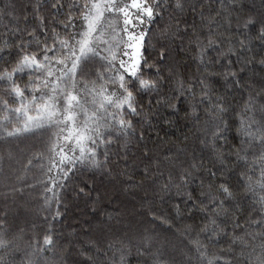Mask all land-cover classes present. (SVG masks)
<instances>
[{"label":"snow or ice","instance_id":"1","mask_svg":"<svg viewBox=\"0 0 264 264\" xmlns=\"http://www.w3.org/2000/svg\"><path fill=\"white\" fill-rule=\"evenodd\" d=\"M260 7L246 10L242 0L0 6V139L52 133L42 183L56 211L44 217L42 242H30L27 264H51L47 253L59 264H264V0ZM165 12L150 62L143 26ZM173 129L183 130L182 140ZM89 172L132 196L144 226L115 229L123 219L107 211L94 182L81 180L74 195L93 223L60 244L62 192ZM4 223L0 249L10 253L17 237ZM72 249L77 258L68 260ZM169 249L180 259L166 256Z\"/></svg>","mask_w":264,"mask_h":264},{"label":"trees","instance_id":"2","mask_svg":"<svg viewBox=\"0 0 264 264\" xmlns=\"http://www.w3.org/2000/svg\"><path fill=\"white\" fill-rule=\"evenodd\" d=\"M7 2L9 0H0V6ZM14 2L17 6H20L33 3L35 0H14ZM242 2L246 10L250 9L257 13L261 11V0H242ZM216 6L213 5V7ZM28 12L31 20L30 8ZM168 21L169 13L165 12L162 19L160 17L156 18V23L151 25L145 23L146 36L143 44L146 51L144 55L150 62L156 59L160 47L159 30ZM149 29L151 30L149 31ZM176 43L178 44L179 41ZM172 47L174 58L183 64V60H181L183 54L177 55L175 45ZM192 70L195 71L194 66ZM182 132L183 130L173 129L170 135L173 136L174 140L177 137L182 140ZM49 136H52L51 132L36 137L0 139V220L5 221L4 227L7 229L9 237H17L15 251L6 253L0 249V258L9 262V264H27L28 253L32 251L29 247L30 242L37 237L42 242L43 234L48 227L44 217L47 216L51 220L56 211L55 203H52L50 208L45 204V195L50 197L52 194L44 191L42 183L47 179L45 175L48 166L46 145ZM112 159L115 161L118 157L113 155ZM120 163L123 166V161H120ZM77 167L80 166L77 165ZM77 177L62 192L63 203L60 206V211L63 215L58 218L55 224V239L60 244L67 243L68 239L71 238L69 233H72L73 229L77 233H83V230L87 229L90 223H93L89 218V209L85 206L84 201L76 199L74 195V189L81 180H88L89 184L94 182L95 187L106 197L107 211L112 212L114 215L119 214V217L123 219V223L114 224L115 229L123 233L126 227L138 229L144 226L140 222V217L135 215L137 209L133 208L135 201L132 196L114 189L113 185L99 174L93 177L90 172L84 175L77 173ZM64 204L67 206L65 207ZM173 240L178 246L182 247L179 238H173ZM71 253L67 256V259H76L75 249H72ZM46 255L49 257L51 264H59V256L54 255V253H47ZM166 256H176L177 259H180L178 254L171 249L168 250ZM132 264H136L135 258H133Z\"/></svg>","mask_w":264,"mask_h":264},{"label":"rangeland","instance_id":"3","mask_svg":"<svg viewBox=\"0 0 264 264\" xmlns=\"http://www.w3.org/2000/svg\"><path fill=\"white\" fill-rule=\"evenodd\" d=\"M143 27H144V29H145V25H144ZM116 31H117V33H119V28H117ZM125 38H126V37H125Z\"/></svg>","mask_w":264,"mask_h":264}]
</instances>
